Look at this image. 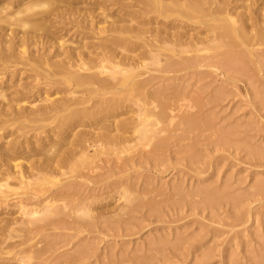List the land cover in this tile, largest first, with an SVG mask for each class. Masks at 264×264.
<instances>
[{
    "label": "rangeland",
    "instance_id": "1",
    "mask_svg": "<svg viewBox=\"0 0 264 264\" xmlns=\"http://www.w3.org/2000/svg\"><path fill=\"white\" fill-rule=\"evenodd\" d=\"M73 2L68 0L70 9L78 7ZM62 21L50 18L52 27L47 24L45 33L37 32L41 37L30 50L45 51L49 58L59 52L55 46L64 32L58 34L55 27L70 23ZM5 32L0 30V36ZM7 33L15 37L18 32ZM64 39L75 44L81 41L72 33ZM53 43L54 48L47 51ZM12 65L15 72L25 69L19 62ZM217 65L185 64L168 71L163 62L160 67L140 69L139 81L147 82L150 92L183 102L181 108L172 104L174 100L170 104L173 111H167L159 127L166 131L161 137L172 130L183 133L164 150H155V140L137 142L119 160L111 157L107 165L98 162L93 173L73 166L50 178L53 192H60L58 200L67 205L63 224L57 217L42 215L27 224L15 215V208L0 212V237L6 241L0 264H264V62L246 57L227 67ZM30 82L25 76L19 82L9 74L4 76L1 87L6 100H0V108L14 105L17 90H22L19 87ZM42 82L38 87H44ZM51 91L39 96L35 105L48 104L47 98L65 97L53 96ZM132 111L135 107L119 111L108 121L128 120ZM185 118L195 126L184 124ZM20 121L0 124L1 133L10 143L29 144L35 161L45 158L43 149L49 144L55 149L48 157H56L68 150L71 135L103 134L105 130L100 129L110 124L86 120L75 125L72 134L68 131L46 139L50 131H56L58 119L40 125ZM22 158L18 161L23 164L32 161ZM73 181L82 183L77 199L84 200L92 211L89 215L75 213L85 206L62 196L61 188ZM14 193L18 200L30 192L17 188ZM31 238L29 259L24 243Z\"/></svg>",
    "mask_w": 264,
    "mask_h": 264
},
{
    "label": "bare ground",
    "instance_id": "2",
    "mask_svg": "<svg viewBox=\"0 0 264 264\" xmlns=\"http://www.w3.org/2000/svg\"><path fill=\"white\" fill-rule=\"evenodd\" d=\"M71 1L78 5L76 9L69 8L68 0H0V30L6 31L0 36V100H6L1 84L7 74L18 78V82L23 76L32 81L25 87L18 86L22 90H17L14 105L6 101L10 105L0 108V124L26 120L28 124L40 125L58 119L56 131L46 136L51 139L68 131L72 134L75 125L82 121L99 120L102 124L119 111L133 107L135 111L128 120L116 124L108 121L110 124L100 129L106 133L71 135L70 147L57 154L59 156L48 157L55 145L45 146V158L40 161L30 155L33 150L29 149V144L6 141L8 137L0 129V212L15 208V215L19 214L27 224L40 215L46 219L57 217L63 224L67 205L64 200H58L56 195L60 192H53L54 184L49 179L62 175L65 168L79 166L93 173L99 168L98 162L107 165L111 157L119 160V155L131 151L137 142L155 140V150L161 151L170 140L181 135L178 133H183L179 129L172 130L161 137L166 131L159 127L166 120L167 111H173L170 104L174 100L172 104L181 108L183 102L150 92L148 83L139 81L140 69L160 67L163 62L168 71L185 64L199 68H213L217 64L227 67L246 57L264 62V0ZM50 18L70 23H64L68 28L55 27V31L62 35L64 32V36L55 46L59 52L49 58L45 51L40 53L37 48H30L35 47V39L41 37L37 32L45 33L46 25H51ZM12 26L18 28L15 37L7 33L16 32L10 30ZM69 33L81 37V41L78 44L65 42ZM52 48L54 43L49 44L47 51ZM130 53L137 54L127 55ZM16 62L25 69L15 72L12 64ZM41 79L44 87L40 88ZM50 90L53 96L65 97L47 98L48 104L36 106L38 98L47 96ZM34 97V102L29 101ZM157 108H160L158 112ZM183 123L195 126L188 118ZM25 154L29 156L24 157ZM20 157L32 161L23 164L18 161ZM81 186L82 183L73 181L60 191L77 206H85L84 200L77 199ZM17 188L30 193L16 200ZM58 202H62L60 207ZM77 212L89 215L92 211L85 206V210L76 209ZM5 242L0 237V251ZM32 243V238L24 243L29 259Z\"/></svg>",
    "mask_w": 264,
    "mask_h": 264
}]
</instances>
